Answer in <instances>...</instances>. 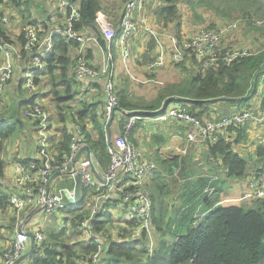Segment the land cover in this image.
<instances>
[{
	"label": "crops",
	"instance_id": "0c3cea01",
	"mask_svg": "<svg viewBox=\"0 0 264 264\" xmlns=\"http://www.w3.org/2000/svg\"><path fill=\"white\" fill-rule=\"evenodd\" d=\"M124 1L126 0H98L100 6L99 13L104 14L106 19L111 23L115 36L110 42V46L107 45L106 40L105 46H101L92 30L84 28L82 31L86 32L88 35L94 36L97 41L93 39L88 40L83 46V50L85 51L86 59L91 65L99 66L105 62H111L113 64V78L117 91L124 94L129 102H134L137 106H146L151 102L143 98L141 94V86L136 85L132 80L141 83L153 82L161 85L165 81V70L170 72V66H167L170 61V56L169 51L166 50V59H168L166 64L167 67L164 66L156 70H149L147 68V65L145 64L153 58L157 51V46L155 45L153 37L146 32L145 26L140 19L145 17L149 23L152 22L154 24L156 20L153 11L157 5L162 3V1L141 0L139 7L135 9L134 15L135 19L138 21L137 31L129 41L130 54L126 59V62L123 63L121 58V47L118 43V33L121 29L120 20L123 9L121 3ZM261 3L264 4V0H261ZM146 6H150L149 9H146ZM182 6H187L190 11L181 14L180 9ZM189 6L190 5L185 1L178 3V21L181 23V33L185 36L192 32L191 26L189 25V16L200 12V7H196L194 9L195 12H193L192 8ZM0 7L2 13L9 17L8 23L0 21V29L8 41H3L0 36V42H7L13 46L11 55L14 65L13 77L8 83H6L3 90L0 92V99L4 104L5 100L10 95L14 98V103L17 106V109H11L9 111L8 116L4 117L0 114V122L2 124H12L14 120L17 119L21 125L18 131L13 132L3 141L4 148L1 154L5 163L2 170V176L0 177V193L5 197L4 201H0L1 262L2 252L4 247L9 243L8 240L13 232L11 224H13L14 213L7 203V196L12 192H16L13 183L12 164L16 160L27 161L38 159L34 122L23 115H18L19 108H25L28 104L26 102L29 100H23L24 97L19 98L17 90L20 91L22 89L20 84L23 85L25 69L29 65V56L36 53L44 45L45 39L52 34L55 28H61L63 26L66 13L64 6L58 0H22L18 7H15L9 0H0ZM111 9H114V11H111ZM252 10L258 11L261 15L263 13V18H260L263 20V23L261 25H255L252 23V25H247L245 22L241 23L236 29L226 32L224 34V40L226 43H230V46L240 43L256 53L257 51L264 50V6H256V8L248 6L241 11ZM113 15L116 16L113 17ZM237 16L238 15L233 14L230 10V19ZM24 22L33 24L37 29L38 35L40 34V44H38L37 48L31 51L22 49L21 33ZM225 22H227L225 18L216 23L204 19L203 26L218 27V24H224ZM154 26L157 29H162V32L160 33L162 36L161 41L167 48L169 45V39L168 32L165 31L166 26H162L157 22ZM168 27L169 26H167V28ZM101 35L103 34L101 33ZM131 46L133 53L131 52ZM77 48H74V46L68 48L66 53L68 66L66 67L65 77L63 76L60 63L54 66L52 73H48L47 68L45 67L44 70L38 74L36 78L37 82H35L36 90L32 97V102L42 105L47 110L50 116V121L52 122L54 134L62 143H65L64 145L69 144V132L76 125L80 126L84 136L86 134L87 136L89 135L96 138L97 132L94 128L92 119L89 115L80 116L79 113L87 106H91L92 108L96 107L98 110L104 104V93L101 85L86 78H76L74 75L73 61L75 59ZM136 53L140 54V57H137ZM3 59L4 51L1 50L0 62H2ZM137 60L141 61V65L138 66V68L141 69V72H138L133 68V65L136 64ZM181 74L183 76H181ZM181 74L173 73L172 77H177V79L173 81L181 80L188 75L186 71H183ZM60 78L61 81H59ZM67 83L70 85V95H72V98L68 101H58L59 105H57L56 99L53 95V88L59 92V95L63 96L64 86ZM166 84H168V82ZM166 84L164 82L165 86ZM257 86H259L258 93L264 95V72L260 75L255 90ZM162 88L163 87H159L152 102H154L157 94ZM253 101L256 100L254 97H251L247 104L239 109L251 108L250 102ZM260 101L261 99L253 104L252 110L256 115L263 114V120L261 122L257 120H248L243 125L236 127L239 130L240 128L242 129L243 135L238 141H233L231 143L232 149L242 158L248 160V162L252 163L256 160H260L256 167H251L248 170L246 176L254 174V171L257 170L259 165L264 163V156L259 157L257 155L258 148H264V105H261ZM215 104L221 107L222 102L215 101L209 103L207 113L211 116L210 118H214L211 110L212 106ZM161 107L162 103L158 109ZM133 110L138 111L137 113L140 118L136 126L131 130L129 137L136 145L144 148L146 156L156 164V168L147 178L148 187L152 184L154 178H156V171H159L161 175L157 178V182L164 181L169 177L167 163H164L163 165L165 168H162L159 165V160L171 161L177 159L178 163H180L179 165L183 163L186 166L185 175L180 179V186L177 190L176 188H171L172 194L168 195L165 192L170 187L166 186L163 188L164 193H159V199L163 202L162 212L164 214H161L160 208L155 210L157 217L163 219L162 231L155 230L154 228L156 240L160 238L169 243L176 238L178 233L185 232L192 215H204L207 210H209V207L205 208L202 204L201 196L204 193L208 196L216 186L223 185L224 178L230 176H225L222 169H217V163L213 158L208 159L205 157L206 146L199 144V142L194 143L188 141L189 133L191 132V129L188 126L175 122L158 124L150 120V117H153V115L146 113V109L136 108ZM109 131V137L113 139L117 135V130H115L114 126H110ZM16 133H18L17 136H15ZM232 134L234 135V138L238 136V133H236L235 130H233ZM105 136H108L107 131H105ZM235 143L236 146H234ZM245 151H250V158L246 156L247 153ZM186 156L187 159L184 162L183 159ZM210 161L214 164L210 163ZM170 170L174 171V173L177 172L173 164H171ZM237 180L244 185L245 193V179ZM75 183L76 180L73 175L62 177L56 175L53 176V184L57 189L61 187L74 188ZM208 187H212L213 190L207 192L206 189ZM224 193L225 192L221 195H224ZM221 195L216 205H221L223 199L229 198L226 195ZM242 199H244L242 201L250 200L247 198ZM64 203L67 207L72 204V202L70 203L65 196ZM37 215L38 212H35L31 221H34ZM133 215L134 209L131 204H126L121 200H113L109 203V212L102 216L106 217L107 221L103 223L102 230L96 232L103 240L106 250L111 243L127 244L128 239L123 234L126 232L124 227L130 223ZM51 218H53L59 226L66 228L64 236L66 237L67 242L73 244L75 248L79 247L81 244H86L88 241L87 235L78 226L74 229L70 222L66 221L69 218L67 215L62 217H49L47 219ZM55 222L53 223V226L57 225ZM39 226L42 227L43 231L44 225L40 223L37 228ZM53 232L57 233L59 230ZM47 242L52 243L53 239L48 238ZM76 262L81 263V259L77 258Z\"/></svg>",
	"mask_w": 264,
	"mask_h": 264
},
{
	"label": "built area",
	"instance_id": "2783aa9c",
	"mask_svg": "<svg viewBox=\"0 0 264 264\" xmlns=\"http://www.w3.org/2000/svg\"><path fill=\"white\" fill-rule=\"evenodd\" d=\"M58 1L64 6L66 14L63 26L55 28L54 31L61 32L67 39L78 42L73 67L75 77L89 79L100 84L103 89L104 104L96 112L101 117L103 128L108 132L106 142L109 165L104 169L98 162L94 151L87 145L80 126L76 125L70 130L69 144L67 149H64V143L54 134L47 110L36 102L25 107L22 115L35 125L38 159L16 160L12 164L16 192L7 196V203L14 213V225L11 240L4 247L0 264H33L30 255L18 262L16 260L28 250L30 234H33L34 244L40 243L44 238L41 228H31V219L35 212H42L46 218L66 216L67 206L64 204V193L68 192L70 198H73L74 188H55L54 175L58 177L76 175L81 184L80 201L72 205H76L77 211L82 212L78 227L85 232L88 242L94 245L93 250L87 255L85 264H100L105 244L100 235L93 230L92 223L97 212L113 200H121L132 205L135 224L126 227L128 242L144 239L146 255L149 257L153 252L156 237L151 218L152 206L147 178L156 165L146 156L144 148L136 145L129 137L140 116L137 110H126L119 107V98L113 78V64L105 62L94 66L86 59L83 46L90 39L97 40L82 29L74 28V24L80 19L79 2ZM140 2L141 0H126L122 9L118 43L121 47L123 63L130 54L129 41L137 31L138 21L135 19L134 11L139 7ZM140 20L157 46L153 58L146 64L149 70L166 66L168 61L166 50L169 51L171 60L176 63L184 61L185 55L193 57L201 71L216 68L220 63L230 64L237 58L254 53L250 48L239 45L240 43L230 47L223 43L226 32L236 29L245 22L241 19H234L217 28L200 27L187 36L181 33V38H178L171 28L167 30L169 39L167 48L161 41L162 36L154 24L149 23L145 17ZM0 21L9 22V17L2 13L1 7ZM96 22L107 45L110 46L115 36L111 23L102 13L97 15ZM250 22L261 25L263 20L252 17ZM21 37L24 50H34L40 44L37 29L31 23H26L22 27ZM0 49L4 51V59L0 62L1 92L13 76L14 65L11 55L13 46L7 42H0ZM50 50L51 35L45 39L44 45L36 53L29 56V69L23 76L25 88L35 89L34 77L43 71L44 59ZM156 112L157 115L150 117L152 122L184 124L191 129L188 141L199 142L201 145L216 141L219 135H226L230 127L236 128L251 119L259 122L263 120V114L256 115L250 108L235 110L228 115L200 119L195 116L194 112L188 110L186 104L181 102H172L164 109H157ZM110 126H114L117 130V135L113 139L109 137ZM94 170L102 181L96 178ZM83 189H85L84 194ZM212 190V187L206 189L207 192ZM242 198L264 200V164L247 180L246 192ZM228 199L222 201L227 202ZM143 264L148 263L144 260Z\"/></svg>",
	"mask_w": 264,
	"mask_h": 264
},
{
	"label": "trees",
	"instance_id": "16d2710c",
	"mask_svg": "<svg viewBox=\"0 0 264 264\" xmlns=\"http://www.w3.org/2000/svg\"><path fill=\"white\" fill-rule=\"evenodd\" d=\"M9 1L15 7H18L22 0ZM71 1L79 2L80 19L74 24V28L92 30L97 37L98 43L101 46H105V39L101 35L96 22L100 9L98 0ZM161 1L162 3L157 5L153 11L156 22L162 26H169L167 29L172 28V32L178 38H181L178 3L186 1L192 7V11L195 12V6H198L201 0ZM210 6H212L215 13L221 14L220 16L223 18L225 16L229 17L222 12V9H218L212 4ZM226 20L229 22L234 20V18ZM224 24H218V27ZM120 32L121 29L118 33L119 36ZM0 36L3 41H8L1 29ZM70 46L77 48L78 42L67 39L61 32H52L51 50L44 59V68H47L48 73H52L54 66L60 63L63 76L65 77L66 67L68 66L66 53ZM74 62L75 60L73 61V66ZM263 72L264 50H261L251 55L237 58L227 65L220 63L216 68H209L205 71L198 69L193 70V72H186L188 75L181 80L166 84L157 94L154 102L146 106H137L134 102H129L124 94L117 91L119 107L126 110L144 108L147 110L146 113L154 116L157 115L156 110L165 100L167 105L172 102H181L186 104L188 110L194 112L196 117L203 119L211 117L207 113L209 103L221 101L224 106L219 110L213 105L212 114L214 116L228 115L233 110H237L247 104ZM38 74L34 77V82H37ZM59 81H61V78ZM53 95L57 105L61 101L71 100L70 85L67 83L64 86L63 96L59 95V92L53 88ZM32 101L33 98L31 97L26 103L30 104ZM261 105H264V95L261 99ZM96 110V107L87 106L79 114L80 116L89 115L94 123V128L97 132L96 138L85 134V140L87 145L94 151L98 162L105 169L109 165L107 142L101 117ZM20 126L17 119L12 124H2L0 122V177L5 164L1 157L4 148L3 141L13 132L18 131ZM233 130L238 133V136L234 138L235 140H231V137H234L232 134ZM242 135L243 131L241 128L239 130L235 127H230L226 135H219L216 141L204 145L206 146L205 157L208 159L213 158L217 163V169H222L225 176L241 177L246 173L247 160L235 152L231 145L233 141H238ZM67 146L68 144L64 145L63 148L67 149ZM257 155L259 157L264 156L263 147L258 148ZM186 159L187 156L184 157L183 161L185 162ZM164 163H167L169 168V177L164 181L157 182V178L161 175L159 171H156V178L148 187L152 206V223L155 230L159 231H162L163 219L157 217L155 210L160 208L161 214H164L162 212L163 202L159 199V193H164L163 188L166 186L170 187L165 192L168 195L172 194L171 188H176L177 190L180 186V179L185 175L186 167L183 163L179 165L180 163H178L177 159L171 161L159 160L160 167L165 168ZM210 163L214 164L212 161ZM171 164L175 166L177 172L174 173V171L170 170ZM258 170L259 168L254 171V174ZM224 190V186L219 185L208 196L204 193L201 196L202 204L205 208L209 207V210L204 215H192L185 232L178 233L173 241L168 243L158 238L155 241L151 256L147 257L146 255L144 239H136L133 242H127L125 245L111 243L107 250L105 249L102 252L100 264H143L144 260L148 264H264V200L259 198L250 199L249 201H252L249 203L244 201L238 205L228 207L216 205ZM84 193L85 189H83ZM4 198L0 193V201H4ZM77 210V206L72 204L66 210V215L69 217L66 221L70 222L74 229L78 226V221L82 216V212ZM108 212L109 203L95 215L92 223L95 232L102 230L103 223L107 221V218L102 216ZM133 218L134 215L130 223L125 225V229L127 226L131 227L135 224ZM64 231V229L60 230L61 233H64ZM60 232L48 231V238L53 239L52 243L44 242L45 239L43 238L44 240L40 243L34 244L30 255L33 264H62L63 262L67 264H85L87 255L93 250L94 245L87 241L86 244H81L75 248L73 244L67 242L66 237ZM123 234L128 239L127 232ZM77 258L81 259V263L76 262Z\"/></svg>",
	"mask_w": 264,
	"mask_h": 264
},
{
	"label": "rangeland",
	"instance_id": "374dc122",
	"mask_svg": "<svg viewBox=\"0 0 264 264\" xmlns=\"http://www.w3.org/2000/svg\"><path fill=\"white\" fill-rule=\"evenodd\" d=\"M125 2L126 1L122 2L121 3V6H124ZM210 4L214 5L216 8L218 7V9H222V12L225 13V14H227L229 16V17L225 16V19H228V18L230 19V10H231V12L233 14L238 15L234 19H241L242 21H245V24H247V25H252L251 22H250V18H252V17H255V18H263V13L261 15V13H259L258 11H254V10H252V11H243V12L241 11L242 9H245L248 6H251V7H254V8H256V6H264V4L261 3V0H201L200 4L198 6L196 5L197 7H200V9H199L200 12L199 13L197 12L196 14H191L189 16V21H190L189 22V25L191 26V31L192 32L194 30L200 28V27H205V26H203L204 19H208V21H210L212 23H216L219 20L223 19L222 16H220L221 14L218 15V13H214V10H213L212 6H210ZM196 6H195V8H196ZM243 6H246V7H243ZM149 7L150 6H146V9H149ZM189 7L192 8L191 6H189ZM111 11H114V9H111ZM186 11H190V9L187 6H182L181 9H180V13L181 14H185ZM114 16H116V15H113V17ZM152 21H153V19H152ZM26 22H28V21H26ZM26 22H24V25H25ZM210 25H214V24H210ZM167 30H169V29H167V27H166L165 28V31H167ZM158 32L161 33L162 32V29L161 28H158ZM223 42L225 43V45H227L228 47H230V43H226L224 39H223ZM239 45H241V44H239ZM131 52H132V46H131ZM137 57H140V54H137ZM148 62L149 61H147L146 64ZM140 65H141V61L140 60H137L136 61V64L133 65V68H135L136 71L141 72V69L138 68V66H140ZM167 66H170V72H168L166 70L164 72V74H165V77H164L165 78V81H164L165 84L167 82L169 83V81L172 82L173 80L177 79L176 76L175 77H172V74L173 73H176V74H179L180 75L183 71H186L187 73H189V72H193V70H198V65L196 64V61L193 58H190L187 55H185V60L184 61H181L179 63H174L171 60V56H170V61L168 62ZM28 69L29 68L27 66V68L25 69V71H27ZM181 76H183V75L181 74ZM132 81L136 85H140L141 86V88H142L141 94H142L143 98L146 99V100H148V101H150V102L153 101V99H154V97L156 95V92L159 90V87H164L165 86L164 85V82L160 85V84H156V83H153V82H150V83H141V82H138V81H135V80H132ZM20 86H21L22 89L20 91L17 90L18 97L19 98H23L24 97L23 100H25V101L30 100V98L33 97V94H34V91L36 90V87H35V89H28V88H25L21 84H20ZM258 87L259 86H257L255 92L251 96V97H254L256 101H259L260 99H262V95H263V94H259L258 93ZM256 101L250 102L251 103V108L250 109H251L252 112H253V110H252L253 107L252 106H253L254 103H256ZM0 102H1V105H0V114L3 115L4 117L5 116H8L9 111L11 109H17V106L14 103V98H12V96H10V95L5 100L4 104L2 103L1 99H0ZM223 106H224V103L222 102L221 107H223ZM215 107H217L219 110L221 109V107H219V105H216L215 104ZM19 109L20 110L18 112V115H22V110L24 109V107H21ZM18 133H16L15 136H17ZM112 137H113V135H112ZM231 140H234V137H231ZM234 146H236V143L234 144ZM245 152L247 153L246 156L250 158L251 157L250 156V153H249L250 151H245ZM259 161L260 160H256V161H254V162L251 163V162H248V160H247V170H246V173L248 172V170L251 167L252 168L256 167L258 165ZM263 164L261 163L259 165V167L261 165H263ZM246 173H245L244 176H241V177L230 176V177L224 178L222 176L224 178L223 186L225 188V190H224L225 193H224V195H221V196H225L226 195V196L229 197V199H228L227 202H223L221 204V206H226V207L232 206V205L238 204L242 200H244V199H242V195L244 193L245 188H244V185L240 181H238L237 179H245L244 184H245V187H246L247 180L252 176V175L246 176ZM247 199H250V198H247ZM251 199L252 200H255L254 198H251ZM251 201L248 200V201H245V202L249 203ZM242 202H244V201H242ZM54 222L55 221H54L53 218L47 219V218L44 217V215H43L42 212H39L38 215L36 216L35 220L34 221L33 220L31 221V228L32 229H35L34 227L37 228V226L40 223L43 224L44 225V227H43V233H44V239H45V240L44 239L43 240H44V242H47V240H48V231H50V230L58 231L59 230V232H60V230H63V229L66 231V228H64L62 226H59L56 222L55 223L57 225L56 226H53V223ZM13 225H14V217H13V224H11L12 231H13V228H12ZM39 228L42 229V227H40V226H39ZM61 234L64 235V233H61ZM11 237H12V234H11ZM11 237L8 240V242H10Z\"/></svg>",
	"mask_w": 264,
	"mask_h": 264
},
{
	"label": "water",
	"instance_id": "95a60500",
	"mask_svg": "<svg viewBox=\"0 0 264 264\" xmlns=\"http://www.w3.org/2000/svg\"><path fill=\"white\" fill-rule=\"evenodd\" d=\"M166 105H167V102L165 100L162 103L161 109H164L166 107ZM94 175L96 176L97 179H99L100 181H102L101 178H100V176H99V174L95 170H94ZM75 180H76V183H75V186H74V196H73V198H70V195H69L68 192H65L64 193V196L69 200L70 203L71 202L72 203H78L80 201V197H81V189H82V187H81V184L79 182V179H78V177L76 175H75ZM29 236H30L29 248H28V250L19 259L16 260V262H18L20 259H22V258H24L26 256L31 255V252L33 250V245H34V238H33V234H30Z\"/></svg>",
	"mask_w": 264,
	"mask_h": 264
}]
</instances>
